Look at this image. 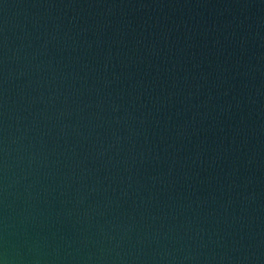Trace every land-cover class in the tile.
Returning a JSON list of instances; mask_svg holds the SVG:
<instances>
[{"label":"water","instance_id":"obj_1","mask_svg":"<svg viewBox=\"0 0 264 264\" xmlns=\"http://www.w3.org/2000/svg\"><path fill=\"white\" fill-rule=\"evenodd\" d=\"M0 264H264V0H0Z\"/></svg>","mask_w":264,"mask_h":264}]
</instances>
